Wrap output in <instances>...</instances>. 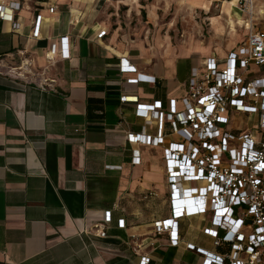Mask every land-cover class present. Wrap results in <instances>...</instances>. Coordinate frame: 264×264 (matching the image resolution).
Masks as SVG:
<instances>
[{"label":"crops","instance_id":"1","mask_svg":"<svg viewBox=\"0 0 264 264\" xmlns=\"http://www.w3.org/2000/svg\"><path fill=\"white\" fill-rule=\"evenodd\" d=\"M10 2L21 3V28L0 19L1 63L30 60L35 71L46 70L53 87L0 73V264H140L143 256L149 264H203L197 248L217 252L205 233L212 215L182 218L178 246L168 234L158 235L155 224L172 214L164 149L128 137L147 125L131 98L168 110L171 100L186 95L198 66L192 55L156 54L146 37L129 35V16L138 15L134 31L156 22V11L142 0L0 5ZM143 13L149 20H141ZM255 24L264 32V15L257 14ZM64 38L70 59L51 54ZM129 63L136 72L123 69ZM252 71V78L264 77V67ZM139 73L156 82H133ZM151 121L145 134L156 138L159 125ZM163 134L165 147L182 141L169 124Z\"/></svg>","mask_w":264,"mask_h":264},{"label":"built area","instance_id":"2","mask_svg":"<svg viewBox=\"0 0 264 264\" xmlns=\"http://www.w3.org/2000/svg\"><path fill=\"white\" fill-rule=\"evenodd\" d=\"M237 6L251 24L246 25V41L226 58L211 56L200 67L192 68L181 100H171L168 110H163L159 103L141 104L138 98H131L147 125L151 120L158 123L159 136H147L145 125L139 136L130 134L129 140L164 149L172 189L171 217L157 222L156 232L168 234L171 245L178 246L182 218L211 214L205 233L213 238L217 252L197 248L204 257L203 264H264V77L248 76L253 67H264V32L253 26L257 14L264 15V7L255 12L254 0H238ZM20 9L19 2L0 5V19L11 22L15 31L21 28L16 20ZM55 10L50 7L49 12L53 14ZM40 31L38 17L34 37H39ZM65 39L59 48L53 46L51 54L70 59ZM48 60L54 59L49 55ZM123 69L136 72L130 63ZM0 73L14 80L53 87L46 70L35 71L30 60L24 59L18 65L0 61ZM148 77L139 73L132 81L156 82ZM166 124L173 135L182 136V141L164 146ZM96 233L106 237L104 229L97 228ZM149 263L148 256L141 257L140 264Z\"/></svg>","mask_w":264,"mask_h":264},{"label":"rangeland","instance_id":"3","mask_svg":"<svg viewBox=\"0 0 264 264\" xmlns=\"http://www.w3.org/2000/svg\"><path fill=\"white\" fill-rule=\"evenodd\" d=\"M193 1L196 0H142L143 4L148 3L156 11V22L149 29L134 31L140 24L138 15L129 18L126 14L121 16L131 22L133 31L129 35L146 37L151 43L152 52L158 54L167 51L168 56L172 57L192 55V65L198 67L211 56L226 58L230 51L246 41L249 32L246 22H249V18L240 12L238 0H205L207 7L200 5L201 9ZM254 4L256 12L264 7V0H254ZM141 17L143 22L148 19L146 13ZM255 23L256 20L253 26L257 28ZM252 74L254 71L248 76L252 78Z\"/></svg>","mask_w":264,"mask_h":264},{"label":"bare ground","instance_id":"4","mask_svg":"<svg viewBox=\"0 0 264 264\" xmlns=\"http://www.w3.org/2000/svg\"><path fill=\"white\" fill-rule=\"evenodd\" d=\"M251 26V24L249 23V26L248 27H250Z\"/></svg>","mask_w":264,"mask_h":264}]
</instances>
